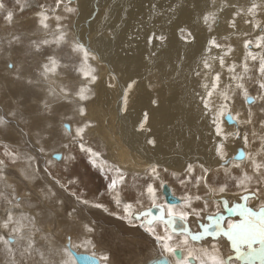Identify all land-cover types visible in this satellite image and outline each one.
<instances>
[{
    "label": "snow or ice",
    "instance_id": "1",
    "mask_svg": "<svg viewBox=\"0 0 264 264\" xmlns=\"http://www.w3.org/2000/svg\"><path fill=\"white\" fill-rule=\"evenodd\" d=\"M70 3L71 0L68 3L54 0L52 4L44 2L33 5L32 0H0V19L5 28L13 25L18 13L32 7L39 9L34 16L45 34L52 31L49 21L54 19L56 22L52 32L54 40H32L25 55H42V46L50 44H55L58 48L68 47L71 53L70 62L63 64L55 54L46 55L38 62L34 77L25 75L23 64L17 66L8 61L5 63L7 69H15L13 79L23 81L30 87L43 85L45 97L41 102L42 118L34 121L27 131L19 130L22 140L28 137L23 140L24 148L19 147V142L15 149L0 142L3 148L0 152V206L3 207V215L0 216V255L4 257L3 264H80L81 261L88 264H113L107 253L102 254L99 261L95 260L94 253L91 256L74 253L70 238L62 249L57 247L51 238L54 234H44L38 224V217L45 212V205H51L48 210L57 219L67 223L75 222L84 207H89L103 209L130 228L142 229L159 249L158 256L144 264H264V21L257 19L264 14V0H247L246 5L241 4L240 0H172L168 4L166 11L170 13L169 23L176 19L177 12L190 9L196 13L197 22L202 21L209 34L219 27L221 14H230V17L225 16V24L233 31L225 36L210 35L200 52L196 67L190 69L201 89H194L192 93L198 101L199 119L207 120L214 133L215 166L199 161L187 162L181 166L180 171L169 172L168 167L154 161L145 168V182L138 187L133 184L131 189L128 188L127 173L119 166H111V174L105 176L106 188L95 200L85 198L83 192L71 190V186L79 185L78 178L74 177L65 183L53 175L52 171V162L55 159L67 162L75 160L76 157L72 154L73 145L78 146L80 152L85 153L93 165L100 157V152L88 144L86 136L93 127L92 120L87 116V105L96 96L94 86L99 79L97 68L91 62H99L102 57L81 37L73 35L69 39L68 25L63 23L68 16L59 14L58 10L63 8L65 13H77L78 9L69 6ZM117 7L123 15L118 14L117 20L112 21V10ZM105 8L107 10L103 13L101 22L107 27L109 41L114 43L119 38L118 30H122L127 22L129 10L107 0ZM149 9L151 14H164L160 5L153 0H150ZM238 20H242L253 30H259L260 34L253 39L249 33H242L248 37L243 40V60L240 64L235 61L228 64L227 58L234 48L224 41L230 40L233 35H241ZM138 32L139 28L134 26L125 35L121 46L126 50L132 48V41L138 39ZM177 32L185 44H192L196 40L192 31L179 24ZM99 37L104 39V32H100ZM167 39L164 34L153 31L147 36V45L151 48L155 41L163 45ZM21 43L19 35H12L8 40V48H0V55L6 51L11 57L13 45ZM253 48L258 51H253ZM214 49L215 55L212 54ZM156 55L155 51H150L145 60L151 62ZM186 60L187 54L178 57L174 68L157 71L170 80H176L183 73ZM217 63L219 70L216 68ZM61 68L64 69L63 72L60 71ZM225 69L228 74L227 83L223 79ZM135 84V80H130L121 86L115 73H109L107 87L118 89L120 93L118 115L127 112L130 93ZM249 85L255 89L256 95L251 94ZM237 96L242 97L243 104L247 105L246 112L233 111ZM152 103L155 105L157 101L153 100ZM65 106H71L72 115L60 114L59 128L62 129L61 146L68 154L64 156L53 152L43 161L41 169L42 158L48 156L46 144L49 140L56 139L57 109ZM18 114L15 108L8 112V116L13 119ZM20 115L23 120V115ZM65 119L76 122L74 132L70 125L64 123ZM147 122L148 114L144 113L143 118L134 126L135 132L151 133L152 129L145 127ZM226 122H230L236 130L226 131ZM11 123L4 114H0V130L7 129ZM229 142H242V146L231 156L228 153ZM145 143L156 149L158 139L147 136ZM175 149L177 154L183 150L179 139ZM162 173L170 175L184 190L179 204L168 203L162 199L168 192ZM41 180L43 184L39 185L36 202L33 203V189ZM20 184L24 186L25 198L19 195ZM132 190H135L134 197ZM62 192L73 197L75 205H68L61 195ZM230 195L235 198V202L229 199ZM104 196L115 205V211L100 202V197ZM250 201L259 202L258 207L250 206ZM198 204L203 206L198 207ZM22 205L30 211L25 212ZM210 205L216 211L206 215ZM57 208L60 211H56ZM225 212L228 213L227 217L223 214ZM193 219L196 223L195 231L190 224ZM82 232L85 234L84 239L76 247L90 245L95 249V228L84 224ZM37 236L43 244L38 243ZM222 243L230 249L227 257L223 255ZM42 247L47 249L50 256L59 255L60 258L46 259L45 252L40 250ZM36 255L39 256L38 261L34 259Z\"/></svg>",
    "mask_w": 264,
    "mask_h": 264
},
{
    "label": "bare ground",
    "instance_id": "2",
    "mask_svg": "<svg viewBox=\"0 0 264 264\" xmlns=\"http://www.w3.org/2000/svg\"><path fill=\"white\" fill-rule=\"evenodd\" d=\"M64 2L68 3L69 0H64ZM107 2H109L113 5H116V6L123 5L125 8H128V10H129V14L127 16V22L123 25L122 30H118L119 38L114 43L109 41L108 36H107V27L105 26V24H103L101 22L103 20V13L107 10L105 8L106 0H72L69 6H71L73 8H77L78 9L77 13H72V14L65 13L63 11V8L59 9V11H58L59 14L67 15L68 18H70L68 21L69 23H68V27H67L68 28L67 29L68 34L69 35L72 34V36L77 35V36L81 37L82 40L87 45H89L94 51L97 52V54L100 57H102L101 61H99V62H96V61L91 62L93 64V66L97 68V73H98V76L100 77L99 79H100L101 83L94 86V91L96 93V96H95L94 100L87 105V111L90 112V115H91L90 117L94 118V123L96 124V126L94 128L96 133H94V135L92 137L95 139L91 143H89V145L98 151L105 149L106 150L105 155L109 149H112L110 144H114L115 148L118 146H121V148L123 146H125L128 149V151H130L129 152L130 156H128L129 160H130V164L125 163L120 155H119V157L115 158L114 155L112 154V158H109V161L111 163H114V162L117 163L119 165V167L123 170L124 169L125 170L134 169V168L141 169V168H137V167H141L139 165H144V167H146L149 163L154 162V161H158L161 163L162 166L168 167V168L175 170V171L181 170V166L186 164L187 162L196 163L197 161H199V162H203L204 164H206L208 166L214 167L215 163H216L215 162L216 160H215V154H214V147L212 146V149L210 148L211 149L210 154H208V152H206V148L209 145L210 141L204 142L207 139L210 140V136H209L210 134L208 132H210V130H212V129H211V126L207 120H206V122H207L206 128L207 129L205 128L207 130V133H204V130L200 129V127H201L199 124L200 113H199L198 107L194 109L188 103L189 99L192 100V98L186 93V92H189V88H186V78L185 77L189 78V80L192 79L190 69L196 67V62L199 58L200 52L202 51L204 45L206 44L207 39L209 38V36L211 34L219 37V36H225L228 33L233 31L232 29H228L226 24H225V16L230 17V14L227 12L224 14H221L220 18H219V27L214 28V31L211 34H209L207 29L204 28L202 21H200L199 23L197 22L196 13L191 11L190 9H186L182 12H177L176 13V19H174L172 23H169L168 17L170 15V13H168L166 11V9H167L168 4L170 2H172V0H153V2L160 5V9L164 13L163 15H155V14L150 13V9H149L150 0H107ZM34 3H36V2H34ZM240 3L245 4L246 0H240ZM97 5H99V8L97 7ZM38 10L39 9H35V7L26 9L22 13V15H19L20 19H18V18L17 19L19 20L18 22H20V21L26 22L27 21L28 22L27 24H29L28 27L35 28V30L33 32L35 34L39 35L42 32L44 33V31L39 28L38 24H35V21L37 23V19L34 16V13ZM88 13H90V15L91 14L95 15L93 20H90V21L87 20V18L89 17ZM117 14L123 15L122 12H119L118 7L114 8L112 10V21H115L114 19H115V16ZM92 15H91V17H92ZM98 16H99V18H98ZM260 16H262V15H259L258 17H260ZM151 20L155 21L154 23H152V25H150ZM141 22H143V23L141 24ZM239 22H240V20H238L237 23H238L241 35H239V36L233 35L232 38L229 41H227L234 48L233 53L227 58L228 64H231L233 61H235L237 64H240L243 60L244 49H243L242 43H243V40L245 39V36L242 35V33L247 32L250 34L251 37H254L253 33L251 32V27L248 25H245L243 22H241V23H239ZM17 23H13V24H17ZM108 23L110 25L111 21ZM178 24L182 27L188 28L190 31H192L195 34L196 40L194 43L185 44L180 39L179 33L177 32V25ZM134 26L139 28L138 39L132 41L133 47L126 50L125 48H123L121 46V44L125 38V35L128 32H131L133 30ZM152 28H154L155 31H161L160 33L170 35V37H169V38H171L170 43H172L173 45L171 47H168L166 55L165 54L164 55H165V58H167L170 62H172L170 64L173 67H175V65L178 61V57L184 56L185 54H187V60L184 62L183 73H181L180 76L176 80H170L167 78V79H164L163 82L161 83L162 87L166 84L169 85V89L164 91V92H162V91L165 90L164 89L165 87L162 88L159 86L163 90L161 91V89H160L158 91L157 89H159V88L157 86V84H158L157 80L154 79L156 81H153V78H155L156 75H159L156 72L158 67L156 66L157 67L156 69L151 68V65H149V61L145 60V57L149 55V46L147 45V36L152 31V30H150ZM9 30L11 33H15L14 30H12V28H10ZM4 31L7 32L8 28H5V30L3 29V31L1 28L0 33L3 35ZM258 31L259 30H255L254 31L255 34H257ZM100 32H104V39H100V37H99ZM0 37H2V36H0ZM30 37L33 39L40 38V36L36 37V35H32ZM70 37H71V35H70ZM51 38H52V35H51ZM51 40H54V37L52 39H50V41ZM4 41H8V40H5L3 38L0 39V46L3 44ZM21 46H23L22 43H21ZM66 48L69 49L68 47H66ZM150 49L152 50V47ZM21 50L22 49H20L19 53H17L15 56L16 61L14 60V53L13 52H12L11 57L8 56L7 52L5 53V55L3 53V57L1 58L3 64H0V69H4V70L10 72L13 76L15 69H13V70L7 69L5 66V63H6V61L11 62V63L16 64V65H17L18 61H20V64L24 63L25 60L22 59L23 58V52H21ZM212 54L215 55L216 50L215 51L213 50ZM116 55H119V62L124 66L122 74H123V72L126 73L123 77H121L122 75H120V76L117 75L121 86H122L121 80L124 81V80L130 79L132 77L134 79L138 78V77H143L144 78L143 82H145V80H150L152 82V84H151L152 88L151 89L149 88L150 92H145L142 89L141 92H138L136 94V97L134 99H132V101L134 102L135 108L130 110V113L128 115L124 116L123 118L121 115H118V113H117V107H118V103H119L118 96L120 95V93H119L118 89L108 88L107 82L105 81V79L109 76V73L113 72V70H112L113 66L111 67L109 64L106 63L107 58H111L112 56L116 57ZM162 55H163V52H158L157 56H155L153 58H155V60L159 61L160 58L162 57ZM65 57L66 56H64V58ZM112 60H114V59H112ZM162 62H163V60H162ZM61 63L62 64L68 63V61L67 62L64 61ZM105 65H106V67H105ZM123 66H122V68H123ZM172 66L169 65L168 69H170V67L173 68ZM118 67L121 68L120 65ZM118 67H117V69H118ZM163 68H166V67H163ZM115 70L116 69H114V71ZM218 70H219V67H218ZM237 70L240 71L239 68ZM134 73H136L135 76H138V77H134L133 76ZM173 75H175L174 72H173ZM127 77H129V78H127ZM158 79H160V78H158ZM223 79H224V82L227 83L228 74H227L226 69L224 70ZM13 81H14L13 84L15 83L17 87L15 88L12 86L14 88V89L12 88L13 89L12 92L17 93V95L21 98L20 103H22V101L28 95H31L32 90L23 81H17L15 79H13ZM0 82L2 84H4L5 87H7V84H6L7 81L5 79L4 80L0 79ZM196 82L198 83V81H196ZM196 82H195V84H196ZM9 85H10V83H9ZM196 86H198V85H196ZM249 87L251 90V94L256 95L255 89L251 85H249ZM144 88L146 89V91H148L147 87H144ZM186 89H187V91H186ZM37 90L41 91V93H42L43 89L40 88ZM35 91H36V89H35ZM133 91H135V89H133ZM147 93H149V94H147ZM153 100H156L157 104L154 105L152 103ZM36 101L37 100H35V102ZM111 102H116V107H115L114 111L110 110ZM13 103H14V100H13ZM27 104H28V102H27ZM185 104H186V106H185ZM1 106H3V105H1ZM67 107H68V109L66 108V106L62 107V108H58L57 113L59 115L63 114V113H67L68 116L71 115V106H67ZM64 108H66L68 111L65 112L66 109H64ZM186 108L188 109L187 111H186ZM91 111H93L94 115H92ZM233 111L234 112H236V111L246 112L247 111V106L242 105V97L237 96ZM2 112L6 116V111L2 110ZM144 112H146L149 116L148 117V120H149L148 128H151L152 132L154 134L153 127H155L156 136H157L158 141H162V143L164 145L167 144L166 145L167 149L163 145H161L163 147H160L158 145L156 149L150 148V146H147L145 143V138L147 137L146 134H137V132H135V130L132 128L133 127L132 126V120L137 116L139 118L141 116V113L143 114ZM6 117H8V116H6ZM8 118H10V117H8ZM23 118L24 119L21 120V117H20V121L23 122V125L26 124L27 126L30 127L31 124L34 122L33 118L32 119L29 117L28 118L23 117ZM135 121L133 123H135ZM23 125L21 124L20 127H22ZM70 125H71L72 132H74L76 126L74 125V123H71ZM187 125L192 128V129H190L192 133H196V131H194V129L195 128L197 129L198 133H196L195 135L197 136V134H198L199 139L196 138L195 140H192V141L190 139L189 140L186 139V141H185V140H183V138H181V135H180L179 140L182 143V145L186 144V151L182 150L179 154H177V151L175 152V144L177 142V140H175V139L177 136H176V133L174 132V130L177 129V132L182 134L183 133L182 128L185 129V131H186ZM226 126L227 125H225V129H227ZM14 127H16V131H18V133H19V130L21 128H18L15 125H14ZM227 130L228 131H235L236 129L234 127L230 126V128L228 127ZM207 135H208V137H207ZM88 137L89 136H86L87 141H89ZM24 138L28 139V137H24ZM169 139H171L172 141ZM47 143H48L47 150H49L50 148L58 147L57 153H59L61 155L63 154V151L61 148L62 140L60 138V133L57 132L56 133V139L55 140H49ZM241 146H242V142H235V143L229 142V146H228L229 156L233 155L235 153V150ZM209 147H211V145ZM74 150H75V152H80L78 147H76V149H74ZM112 150L114 151V149H112ZM173 153H176L177 156H174ZM101 155H103V153ZM105 155L103 156V158L105 157ZM106 157L108 158L109 154H107ZM82 158L86 164V169L89 170L90 172L94 171L95 175H97L98 173L103 172V171H109V169H110V167L105 162L99 161L98 159H96L95 165L91 164L85 153H82ZM59 160L60 159H55V161H59ZM117 160L119 162H117ZM43 161H44V159L42 158L41 162H43ZM65 168H67V167H65ZM197 172H199V169H197ZM29 187H31V186L29 185ZM128 188L131 189L129 187V185H128ZM176 188H177V186H176ZM177 193H179V192H177ZM19 195L23 198V196H22L23 193H19ZM132 196L133 197L135 196V190H132ZM67 197L69 199L68 202L72 203L74 198L68 194H67ZM69 197L72 199H70ZM229 199L232 200L233 202H235V198L232 197L231 195L229 196ZM66 203H67V201H66ZM250 203L251 202H249V204ZM258 203L259 202L252 201L251 206L256 208V207H258ZM197 206L202 207L203 205L198 204ZM44 207H45V212L43 214H41V218L44 220L46 225L51 220H53V221L50 222V224H48L49 227L43 229V233H49V232L53 233L54 235L51 238L55 241L56 246L61 248V249L63 248V245L64 246L67 245L64 242L69 241V238H68V236H69L71 239L72 246H73V244H74L73 241H74L75 236L72 235L70 233V231H68L67 234L65 235V239H67L66 241L65 240L62 241V239H59L58 237L55 236L56 234L54 231H56L55 230L56 225L57 224L61 225V224L59 222V219H57L53 213H50V211L49 212L46 211V209L48 210L51 208V205L50 206L45 205ZM84 209L85 210H83V213L84 212L86 213V218H88L89 221L91 222V223L89 222L90 225H92L95 228V233H94L95 237H93V239L95 241V245L100 242L101 246H103L105 251H106L105 253L110 255L113 264H139V263L144 264L145 261H148L149 259H151V258L153 259L154 257L158 256L159 249L154 246L152 239L150 237H148L147 234H144L142 229L130 228L127 224L123 223V221L117 220L113 216L110 217V215L107 216V213H105L104 211L97 210L96 208L92 209L89 207H84ZM212 209H214V207H213V205H210L206 215L214 213V211ZM23 210L25 212H29V209L25 206H24ZM58 210L60 211V209H58ZM93 210H95V213L97 215H100V216L103 215V217L97 218V219L92 218L94 216V214H93L94 212L92 213L91 211H93ZM56 211H57V209H56ZM83 213H81V215ZM223 214L226 217L228 216V213H226V212ZM2 215H3V207L0 208V216H2ZM90 216H91V219H90ZM79 217H81V216H79ZM232 218L233 219H239V217H232ZM47 219H48V222L46 221ZM84 219H85V217H84ZM80 221L81 220L78 221V225H80L79 224ZM95 222L97 223L96 225H98V226H100L99 225L100 223H102L103 225L100 227L94 226L93 224ZM204 222H207V221H204ZM62 224H64V223H62ZM190 224H191L193 231H195L196 230V223H195L194 219L190 221ZM50 226H52V228L55 226L54 231L50 228ZM225 226H226V224H225ZM68 227H69V224H68ZM59 231L60 230L57 229L56 233H59ZM94 234H93V236H94ZM98 234H101L103 236H99ZM60 242L62 244H60ZM40 243H42V241L39 242V244ZM0 248H2V247L0 246ZM81 248H83L84 250H81V249L73 246L72 250L79 252V253L87 254L88 251L85 249L90 248L91 251L97 252V245H96L95 249H93L90 245L88 247L81 246ZM221 248H222L223 255L225 257L227 255H229V251H228L229 247L226 246L225 243H222ZM40 250L44 251L45 254H47L46 248L42 247ZM0 257H3V256L0 255ZM59 258H60L59 255L50 256L49 253L46 257V259H53V260H58ZM1 264H3V262H1Z\"/></svg>",
    "mask_w": 264,
    "mask_h": 264
},
{
    "label": "rangeland",
    "instance_id": "3",
    "mask_svg": "<svg viewBox=\"0 0 264 264\" xmlns=\"http://www.w3.org/2000/svg\"><path fill=\"white\" fill-rule=\"evenodd\" d=\"M9 2H11V0H9ZM34 2H36V3H44V2H46V3H49V4H52V3H54V0H32V3H33V5H35L36 3H34ZM246 3H247V0H246ZM245 3V4H246ZM35 9H37V8H35ZM59 11V10H58ZM27 12V11H26ZM89 15V17L87 18V20H93L94 19V17H95V15H92V17H91V15H90V13H88ZM19 15H22V13H18L17 15H16V17H15V22L14 23H17L19 20L18 19H20L19 18ZM120 15V14H119ZM262 16H260V17H257V19H259V20H261V21H264V14H261ZM117 16H118V14L115 16V21L117 20ZM28 17V16H27ZM18 18V19H17ZM24 19V18H23ZM69 19L70 18H68L67 20H65V21H63V23L64 24H66V25H68V21H69ZM26 20V19H25ZM17 21V22H16ZM54 21V22H53ZM53 22V23H52ZM155 21H153V20H151V22H150V25H152V23H154ZM241 22H243L242 20H240V22L239 23H241ZM28 22L26 21H20V22H18L17 24H13L11 27H9L8 28V31L6 32V31H4L3 32V35L0 33V36H2V37H0V39H5V40H9L10 38H11V36L12 35H19L20 37H21V41H22V45L23 46H21V44L20 45H13L14 47L12 48V52L14 53V60H15V56H16V54L17 53H19V50L20 49H22L21 50V52H23V58L22 59H24L25 60V62L24 63H21V64H23V66H24V69H25V75L27 76V75H33V77L35 76V69H36V67H37V64H38V62H40V61H42V59L46 56V55H51V54H55L56 56H57V58L60 60V62H67L68 61V63L70 62L69 61V57L68 56H70V48L69 49H67L65 46H61V47H57V46H55V44H50V45H46V46H42V55L41 54H33V55H25V52L26 51H28V49H29V46H30V43H31V41L32 40H35V41H40L41 39H48V40H50V39H52L54 36L52 35V32H54V30H55V24H56V22H55V20L54 19H52V20H50L49 21V23H50V27H51V30L52 31H50L48 34H45V32L43 33H41V34H35L33 31L35 30V28H33V27H28L29 26V24H27ZM52 23V24H51ZM35 24H38V22L36 23V21H35ZM18 25V26H17ZM54 26V27H53ZM1 28H2V31H3V29L5 30V27H3V21H2V19H0V30H1ZM10 28H12V30H14V32L15 33H11L10 32ZM30 28V29H29ZM17 29V30H16ZM68 29V28H67ZM70 30V29H69ZM150 30H152L151 32H150V34L153 32V31H155V29L154 28H152V29H150ZM149 30V31H150ZM38 31V30H37ZM255 30H253L252 28H251V32L253 33V35H254V37H251V38H255V36L256 35H259L260 34V32L258 31V33L257 34H255V32H254ZM155 32H157V34H159L161 31H155ZM36 35V37H38V36H40V38H37V39H33V38H31L30 36H32V35ZM161 34V33H160ZM162 34H164V33H162ZM51 35H52V38H51ZM71 35V37H72V34H70ZM70 35L68 34V36H69V39H71V37H70ZM165 36H167L168 37V39L164 42V44L163 45H161L160 44V42L159 41H155V43H154V45L152 46V50L149 48V53H150V51H155L157 54H158V52H163V55H162V57L160 58V60L159 61H157V60H155V58H152L153 60H151V62H149V65H151V68H153V69H156L157 67H158V69H165V70H168V67H169V65L170 66H172L170 63H172V62H170L167 58H165V55H166V52H167V49H168V47H171L173 44L172 43H170V41H171V38H169L170 37V35H166V34H164ZM212 35V34H211ZM44 37V38H43ZM49 37V38H48ZM55 38V37H54ZM245 38H248V37H245ZM229 41V40H228ZM226 43H228L227 41H225ZM242 45H243V43H242ZM20 49H19V48ZM0 48H8V41H4L3 42V44L0 46ZM165 50V51H164ZM214 51H215V49H214ZM253 51H258V49H255V48H253ZM67 52V53H66ZM5 53H6V51L4 52V55H5ZM21 54V53H20ZM165 54V55H164ZM64 56H66L65 58H64ZM157 56V55H156ZM3 57V54L2 55H0V64H3L2 63V60H1V58ZM164 57V58H163ZM112 59H114V60H112ZM109 60V61H108ZM162 60H163V62H162ZM16 61V60H15ZM18 61V60H17ZM161 61V62H160ZM157 62V63H156ZM107 64H109L111 67H112V70H113V72L115 73V75L117 76H120V75H122L121 77H123L126 73H124L123 72V74H122V71H123V69H124V66L119 62V55H116V57H114V56H112L111 58H107V62H106ZM155 63V64H154ZM115 64V65H114ZM153 64V65H152ZM20 65V61H18V63H17V66H19ZM120 65V67L121 68H119L118 66ZM148 65V66H149ZM155 65V66H154ZM122 66H123V68H122ZM157 66V67H156ZM105 67H106V65H105ZM117 67H118V69H117ZM163 67H166V68H163ZM173 67V66H172ZM216 67H217V70H218V67H219V65H218V63H217V65H216ZM150 68V67H149ZM174 68V67H173ZM114 69H116L115 71H114ZM120 69V70H119ZM131 69V68H130ZM152 69V70H153ZM60 71L61 72H63L64 71V69H60ZM151 71V70H150ZM156 72H157V74H159V75H156L155 76V78H153V81H156L157 80V83L159 84H157V86H158V88L159 89H157L158 91L161 89V91L163 90L162 88H164L165 90H163L162 92H164V91H166V90H168L169 89V85L168 84H166V85H164L163 87H162V82H163V80L164 79H167V77H165L161 72H158L157 70H156ZM135 74L136 73H134L133 74V76L134 77H138V76H135ZM161 74V75H160ZM12 76V74L10 73V72H8V71H6V70H0V79H2V80H6L7 81V87H5V85L4 84H2L1 82H0V104L1 105H3V106H1L0 105V114H2L3 112H2V110H5L6 111V116H8V112H9V110L10 109H12V108H15V109H17L18 110V115H17V117L15 118V119H13L11 116H8V117H10V118H8V117H6V118H8L9 120H11L12 121V124H10L9 126H8V128L7 129H9V130H11L12 131V133L11 132H8V134H7V130L6 129H4V130H0V142H2V143H7V144H9L13 149H15L16 147H17V143L19 142V147L20 148H24V145H22L23 143H22V139H21V137L19 136V133L16 131V129L14 128V125L15 126H18V125H21V122H20V117H21V115L20 114H24L23 115V117H29V118H33V121H36L37 119H41L42 117L40 116V111H41V108H42V104H41V102H42V100L44 99V97H45V91H44V87L41 85V87L40 86H38V87H30L29 86V88L32 90V92H31V95H28L23 101H22V103H20L21 102V98L17 95V93L16 92H12V90L14 89L13 87H17L16 86V84L14 83L13 84V78L11 77ZM160 76V77H159ZM151 77V76H150ZM160 78V79H158V78ZM191 77H192V79H190L189 80V78H187L186 79V88H189V92H186L191 98H192V100H190L189 99V101H188V103L195 109V108H197V103H198V101H197V99L196 98H194L193 97V90L195 89L196 91H200L201 89L198 87V86H196V85H198V83L196 82V81H198L195 77L193 78V76L191 75ZM100 78V77H99ZM127 78H129V77H127ZM139 78V79H138ZM138 78H130V79H126V80H121L122 81V86H124L125 84H126V82H129L130 80H135L136 81V84L134 85L135 87L133 88V89H135V91H133V92H131L130 93V99H129V106H128V110H127V112L126 113H124L123 115H121L122 116V118L124 117V116H126V115H128L129 113H130V110H132V109H134L135 108V105H134V102L132 101V99H134L135 97H136V94L138 93V92H141V90L143 89L145 92H150V89L152 88L151 87V84H152V82L150 81V80H145V82H143V80H144V78L143 77H138ZM143 78V79H142ZM154 79H156V80H154ZM103 80V79H102ZM138 80V81H137ZM105 81L107 82V84H108V82H109V76L105 79ZM142 81V82H141ZM148 81V82H147ZM138 82V83H137ZM160 82V83H159ZM195 82H196V84H195ZM9 83H10V85H9ZM101 83V81H100V79H98V81H97V84H100ZM144 85H143V84ZM148 83V84H147ZM2 84V85H1ZM96 84V85H97ZM143 85V86H142ZM4 88H3V87ZM13 86V87H12ZM162 87V88H160V87ZM189 86V87H188ZM144 87H147L148 88V91H146V89L144 88ZM13 88V89H12ZM40 88H42L43 90H42V93H41V91H39V90H37V89H40ZM150 88V89H149ZM167 88V89H166ZM199 88V89H198ZM35 89H36V91H35ZM198 89V90H197ZM6 90V91H5ZM119 91V90H118ZM186 91H187V89H186ZM147 94H149V93H147ZM180 98V97H179ZM188 98V97H187ZM181 99V98H180ZM13 100H14V103H13ZM35 100H37L36 102H35ZM2 101V102H1ZM4 102L6 103V105H7V107L4 105ZM27 102H28V104H27ZM26 103V104H25ZM34 103V104H33ZM152 104V103H151ZM35 107H34V106ZM242 105H244L243 104V101H242ZM185 106H186V104H185ZM247 106V105H246ZM8 110H6L5 108ZM115 107H116V102H111V107H110V110H112V111H114V109H115ZM66 108L68 109V107L66 106ZM66 108H64V109H66ZM25 109V110H24ZM31 109V110H30ZM66 109V111L65 112H67L68 110ZM30 110V111H29ZM188 109L186 108V111H187ZM199 110V109H198ZM28 111V112H27ZM92 112V115H94L93 114V111H91ZM31 113V114H30ZM144 113H146V112H144ZM144 113L142 114L141 113V116L138 118V116L137 117H135L133 120H132V128L134 129V126L138 123V121L140 120V119H142L143 118V115H144ZM4 114V113H3ZM87 116L91 119L92 117H90L91 115H90V112H88L87 111ZM71 115H72V113H71ZM71 115H69V116H71ZM38 116V117H37ZM149 117V116H148ZM77 119H79L78 117H77ZM92 120V122H93V127L88 131V133H87V136H89L88 137V140L89 141H87L88 142V144L89 143H91L95 138H92L93 137V135H94V133H96V131L94 130V128H95V126H96V124L94 123V118H92L91 119ZM136 120V121H135ZM60 115L57 113L56 115H55V122H56V124H57V126H58V133H60L61 131H62V129L61 128H59V125H60ZM135 121V123H133ZM152 122V121H151ZM64 123L65 124H68V125H70L71 123H74V125L76 126V122L75 121H73V120H71V119H65L64 120ZM148 123H149V120H148V122H147V124H146V129L148 128ZM207 122H206V120H200L199 119V124H200V129H202V130H204V133H207V128H206V126H207V124H206ZM205 125V126H204ZM225 125H227L226 123H225ZM224 125V126H225ZM71 126V125H70ZM203 126V127H202ZM229 128H230V126L231 125H227ZM226 126V128L228 129V127ZM153 127V126H152ZM241 127H243V126H241ZM186 131H185V129H183L182 128V134H180L179 132H177V129H175L174 130V132L176 133V139L175 140H178L179 138H180V135H181V138H183V140H185L186 141V139H190L191 141L192 140H195L196 139V137H199L198 136V134H197V136L195 135L196 133H198V131H197V129L195 128L194 129V131H196V133H192L191 132V130L190 129H192L190 126H186ZM206 128V129H205ZM212 129V128H211ZM227 129H225L226 131H228ZM28 129H25V131H27ZM153 130H154V134H153V132L151 131V133H149V132H147V131H145V132H143V133H137V134H146V136H155L156 138H157V136H156V130H155V127H153ZM186 132V133H185ZM189 133V134H188ZM209 134V136H210V140H206V141H204V142H209L210 141V143H209V145L207 146V148H206V152H208V154H210V150L212 149V146L214 147V133H213V130H210V132H208ZM153 134V135H152ZM208 135H207V137H208ZM179 136V137H178ZM34 137V136H33ZM92 138V139H91ZM87 140V139H86ZM169 140H171V139H169ZM172 141V140H171ZM212 142V143H211ZM62 143H63V141H62ZM161 143V144H160ZM213 144V145H212ZM158 145L160 146V147H165L166 149H167V147H166V145L167 144H163L162 143V141H158ZM161 145H163V146H161ZM211 145V147H209ZM110 146L112 147V149H114V151L112 150V149H109L108 150V152L106 153V155L107 154H109V157L107 158L106 157V155H105V152H106V150L104 149V150H101V151H99L100 152V157L98 158V160L99 161H103V162H105L109 167H111V166H119L117 163H111L110 161H109V158H112V154L114 155V157L116 158V157H119V155L121 156V158L124 160V162L125 163H127V164H130V160H129V157L128 156H130L129 155V152L130 151H128V149L125 147V146H123L122 148H121V146H118V147H116L115 148V145L114 144H110ZM46 147H48V143L46 144ZM51 147V146H50ZM76 147H78V146H76V145H73L72 146V154L76 157L75 158V160H73V161H71V162H67V161H65V160H59V161H55V160H53V162H52V171H53V175H56V176H58L59 178H61V180L63 181V182H67L68 180H70V179H72V178H78L79 179V181H80V183H79V185H76V186H71V190L72 191H77V192H83V193H85V198H87V199H89V200H95V198L99 195V193L100 192H103L104 190H105V188H106V180H105V176L106 175H110L111 173L109 172V171H103V172H100V173H98L97 175H95L94 174V171H92V172H90L89 170H87L86 169V164H85V162H84V160H83V158H82V153L81 152H75V150L74 149H76ZM57 148L58 147H55V148H50L49 150H47L48 151V156H45V157H43V159L44 160H46V159H48L49 157H50V155H52V153L53 152H56L57 153ZM61 148H62V151H63V154L62 155H64V156H66L67 154H68V152H67V150L66 149H64L62 146H61ZM211 148V149H210ZM61 150V149H60ZM209 150V151H208ZM3 151V148H2V146H0V152H2ZM177 150L175 149V152H176ZM183 151H186V144H184L183 145ZM191 151V150H190ZM103 153V155H101ZM187 153V152H186ZM105 155V157L103 158V156ZM172 155V154H171ZM170 155V156H171ZM173 155L174 156H177L176 155V153H173ZM187 155V154H186ZM160 158V157H159ZM208 158V157H207ZM162 161V160H161ZM59 162V163H58ZM117 162H119L118 160H117ZM216 162V161H215ZM139 166H141V167H137V168H141V169H136V168H134V169H128V170H125L124 169V171L127 173V184L129 185V187L131 188L132 187V185L133 184H135L137 187L138 186H140L142 183H144L145 181H144V171H145V168L146 167H144V165H139ZM65 167H67V168H65ZM69 167V168H68ZM43 168V162H41V169ZM171 171H174V170H172V169H170L169 168V172H171ZM178 171H180V170H178ZM162 175H164V179H165V181H166V183H167V186L170 188V190H171V193H172V195H173V193H175V197L176 198H178L179 200H180V197L182 196V192H183V190H182V188L179 186V184L176 182V181H174L172 178H171V176L170 175H165V174H163L162 173ZM43 181V180H42ZM40 182V184H43V182ZM176 186H177V188H176ZM18 188H19V193H23V198L25 197V191H24V186L22 185V184H20V185H18ZM177 192H179V193H177ZM37 194L38 193H36L34 190H33V196L35 197L34 199H33V196H32V202L33 203H35L36 202V196H37ZM67 194L68 193H64V192H62V196H63V198L67 201V204L68 205H75V199H73V201H72V203H70V202H68L69 201V199H68V197H67ZM69 195V194H68ZM180 196V197H179ZM70 198V197H69ZM70 199H72V198H70ZM162 199H164V198H162ZM100 202H102V203H104L110 210H112V211H115L116 209H115V205L114 204H112V203H110V200H109V198L107 197V196H104V197H100ZM251 203H250V206H251V204H252V201H250ZM50 206V205H49ZM2 206H0V208H1ZM22 207L24 208V206L22 205ZM214 207V206H213ZM59 208H57V211H59L58 210ZM93 209V208H92ZM83 210H85V209H83ZM97 210H100V211H104L103 209H97ZM214 212L216 211V208L214 207V209H212ZM30 211V210H29ZM46 211L47 212H49V210H47L46 209ZM93 214H94V216L92 217V218H94V219H97V218H102L103 217V215L102 216H100V215H97L96 213H95V210H93V211H91ZM50 213H52L51 211H50ZM81 213H83V211L81 212ZM81 213L79 214V216H81V217H77V219H76V221L75 222H72V223H67V222H63V221H61V220H59V222H60V224L61 225H59V224H57L56 225V228L58 229V230H60L59 231V233H56V231H57V229L55 228V226L52 228V226H50V228L54 231V228H55V230L56 231H54L55 232V236L56 237H58L59 239H62V241L63 240H67V239H65V235L67 234V232L68 231H70V233L72 234V235H74L75 236V238H74V241H73V246H77V245H80V243H81V240H83L84 239V236H85V234L82 232V226L84 225V224H90L91 222L89 221V219L88 218H86V213L84 212L82 215H81ZM106 213V212H105ZM98 216V217H97ZM107 216H109L108 214H107ZM84 217H85V219H84ZM110 217H112V216H110ZM90 219H91V216H90ZM79 220H81L80 221V225H78V221ZM47 222H48V219L46 220ZM53 220H51L50 222H52ZM50 222H48V224H50ZM84 222V223H83ZM90 222V223H89ZM62 223H64V224H62ZM67 223V224H66ZM124 223V222H123ZM38 224H39V226L40 227H42V229H44V228H47V227H49L48 226V224L46 225L45 224V222H44V220L41 218V216H39L38 217ZM52 224V223H51ZM68 224H69V227H68ZM97 223L95 222L93 225L94 226H97V227H100V226H102L103 224L102 223H100L99 225L100 226H98V225H96ZM61 226V227H60ZM63 226V227H62ZM63 229V230H62ZM135 229V228H134ZM95 233V232H94ZM44 234H47V233H44ZM145 234V233H144ZM99 236H103V235H101V234H98ZM78 237H79V239H78ZM93 237H95V234H94V236ZM37 238V241H38V243L39 242H41V240H40V237L39 236H37L36 237ZM68 238H70L69 236H68ZM68 241H66V242H64V243H66V244H68L67 243ZM44 242L42 241V243H40V244H43ZM60 244H62L61 242H60ZM97 245V252H93V251H91V249L90 248H87V249H85V250H87L88 251V253L87 254H89V255H93V253L95 254V257L96 258H98V260H100V256L102 255V254H104L106 251H105V249H104V247L103 246H101V244H100V242L98 243V244H96ZM1 247H2V245H0ZM64 246V245H63ZM88 247V246H87ZM77 248H79V249H81V250H84L83 248H81V246L80 247H77ZM228 251H229V253H230V249L228 248ZM47 255H48V251H47V254H45V256L47 257ZM45 257V258H46ZM227 257V256H226ZM34 259H37V260H39V256L38 255H36V256H34ZM4 261V257H0V264H1V262H3ZM142 263V262H141ZM140 264V263H139Z\"/></svg>",
    "mask_w": 264,
    "mask_h": 264
},
{
    "label": "water",
    "instance_id": "4",
    "mask_svg": "<svg viewBox=\"0 0 264 264\" xmlns=\"http://www.w3.org/2000/svg\"><path fill=\"white\" fill-rule=\"evenodd\" d=\"M72 1V0H71ZM227 125H231L230 122H226ZM164 201L168 202V203H172V204H179L180 203V200L178 198H176L175 196L172 195L171 193V190L170 188L168 187V192H167V195L163 197ZM155 211V210H154ZM74 253L76 254H80L79 252H76V251H73ZM85 255H88V254H85ZM91 256V255H89ZM155 258V257H154ZM153 258V259H154ZM152 258L149 259L148 261L150 260H153ZM96 261H98L97 258H95ZM80 264H88V262H85V261H81Z\"/></svg>",
    "mask_w": 264,
    "mask_h": 264
},
{
    "label": "crops",
    "instance_id": "5",
    "mask_svg": "<svg viewBox=\"0 0 264 264\" xmlns=\"http://www.w3.org/2000/svg\"><path fill=\"white\" fill-rule=\"evenodd\" d=\"M21 65V64H20ZM0 70H2V69H0ZM4 70V69H3ZM4 105L7 107V105H6V103L4 102ZM5 108V107H4ZM6 109V108H5ZM7 110V109H6ZM8 111V110H7ZM21 122V124L23 125V122L22 121H20ZM18 128H21V129H29V126H27L26 124L25 125H23L22 127H20V125H18L17 126ZM15 129H16V127H14ZM7 130V134H8V132H11L12 133V131L11 130H9V129H6ZM18 132V131H17ZM23 140H27V139H25V138H23ZM23 140H22V143H23ZM33 141H34V137H33ZM22 145H24V144H22ZM42 181V180H41ZM41 181H39L38 182V186L36 187V188H34L33 190L36 192V193H38L39 192V185H40V182ZM43 182V181H42ZM31 186V185H30ZM38 195V194H37ZM35 197L33 196V199H34Z\"/></svg>",
    "mask_w": 264,
    "mask_h": 264
}]
</instances>
